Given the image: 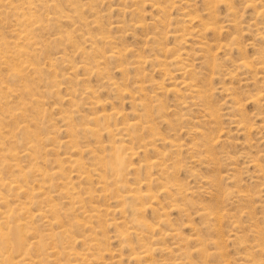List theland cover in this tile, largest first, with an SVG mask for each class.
<instances>
[{"label":"rangeland","instance_id":"374dc122","mask_svg":"<svg viewBox=\"0 0 264 264\" xmlns=\"http://www.w3.org/2000/svg\"><path fill=\"white\" fill-rule=\"evenodd\" d=\"M263 213L264 0H0L21 264H264Z\"/></svg>","mask_w":264,"mask_h":264},{"label":"bare ground","instance_id":"6f19581e","mask_svg":"<svg viewBox=\"0 0 264 264\" xmlns=\"http://www.w3.org/2000/svg\"><path fill=\"white\" fill-rule=\"evenodd\" d=\"M26 35V34H25ZM23 35V36H25ZM75 47V46H74ZM27 51V50H26ZM113 53H108V56H112ZM98 60V59H97ZM137 63H140V61H137ZM240 66H244L245 65V61H239L238 62ZM263 68V67H262ZM185 69V68H184ZM185 80V79H184ZM258 93V92H257ZM24 101V100H23ZM21 104V103H20ZM240 107V106H239ZM12 113V112H11ZM18 114H21V112L19 111ZM97 116V115H96ZM203 116V115H202ZM100 117V116H99ZM148 117V116H147ZM101 119V117H100ZM232 120V119H231ZM240 120V119H239ZM239 120H238V123H239ZM236 124H237V120H236ZM243 125V124H242ZM135 126V123L134 122H127L125 123L123 126H119V127H116L115 128V131L117 133H124L125 131H127L129 128H133ZM236 126V125H235ZM97 127V126H96ZM84 129L85 131H88V130H93L90 126H86L84 125V127L82 128ZM95 129V128H94ZM241 129V128H240ZM245 129V128H243ZM98 131V130H97ZM114 132V131H113ZM86 135V134H85ZM199 139V138H198ZM206 143V142H205ZM76 147V146H75ZM27 150H31L33 148V145L32 144H29L28 142V145H27ZM115 150V149H114ZM114 153V152H112ZM12 154V153H11ZM111 155V154H110ZM116 156V155H115ZM120 160H121V157H120ZM154 161V160H153ZM103 164V163H102ZM137 165V164H136ZM113 173L114 175H118L119 174V171L117 169L113 170ZM105 178V177H104ZM14 182V181H13ZM12 183V182H11ZM10 184V183H9ZM13 187L14 188H20V185H18L16 182H14L13 184ZM164 189V188H163ZM162 189V190H163ZM18 190V189H17ZM131 198L132 199H136V198H142V197H145L147 196V193L146 192H140L139 190H133V192H131ZM30 204V203H29ZM144 207V206H143ZM131 210L133 213H137L139 212V209L137 207H133L132 205L130 206ZM92 210L94 212H99V209H95L94 207L92 208ZM127 210V209H126ZM46 213L50 214L51 215V218L53 219V221L56 219H58V212H57V209L53 206V205H48V207L44 210ZM120 212H123L121 209H119ZM264 214V213H263ZM8 215V214H7ZM37 215V214H36ZM38 215H42V213H39L38 212ZM91 218V217H90ZM161 221H163V219H160ZM132 223H135L137 225H142L144 228H148L149 225L139 219V218H133L131 220ZM257 226V225H256ZM20 228H19V225H15L13 227H9L7 225L5 231L3 232L1 230V227H0V249L2 250L3 254H0V264H21V262H23V260H25V256H26V250H28V246L27 247H23V240L21 239V236H20ZM8 232L11 234L10 238L12 239L13 243H14V246H17V247H20L21 250L18 252L19 254L17 255V258L14 260L11 258L10 254L7 252V248H8V239H6V235H8ZM171 232V231H170ZM176 234V233H175ZM9 236V235H8ZM92 239L89 238V241H91ZM261 243V242H260ZM12 246V245H11ZM25 246V245H24ZM90 248L91 247H94V244L92 245H89ZM203 246V245H202ZM99 247V246H98ZM151 247V246H150ZM261 247V246H260ZM203 253V252H202ZM140 254L142 256H146L147 254V249H143L141 250ZM25 255V256H24ZM27 260V259H26ZM60 262V261H59Z\"/></svg>","mask_w":264,"mask_h":264}]
</instances>
